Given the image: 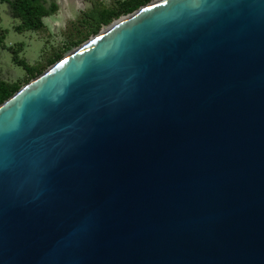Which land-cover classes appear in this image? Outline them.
<instances>
[{
  "label": "water",
  "instance_id": "water-1",
  "mask_svg": "<svg viewBox=\"0 0 264 264\" xmlns=\"http://www.w3.org/2000/svg\"><path fill=\"white\" fill-rule=\"evenodd\" d=\"M0 264H264V0H153L0 104Z\"/></svg>",
  "mask_w": 264,
  "mask_h": 264
},
{
  "label": "rangeland",
  "instance_id": "rangeland-1",
  "mask_svg": "<svg viewBox=\"0 0 264 264\" xmlns=\"http://www.w3.org/2000/svg\"><path fill=\"white\" fill-rule=\"evenodd\" d=\"M120 1L123 0H101L106 6H112ZM55 2L58 5V12L44 20L45 27L42 31L23 33L15 32L14 28L19 22L12 19L8 14L7 6L0 3V30L3 32L0 35L4 44L14 48L21 46L20 59L25 60L30 66H38L45 70L51 66H48V61L54 54L63 52L64 57L68 51L81 46L102 30L101 28L97 34L89 36L80 45L65 51L64 48L69 42H75L89 32V28L80 21L82 15L91 7L90 0H55ZM25 75L23 68L11 60L10 54L0 49V79L10 82L19 81L23 87L27 84Z\"/></svg>",
  "mask_w": 264,
  "mask_h": 264
},
{
  "label": "trees",
  "instance_id": "trees-1",
  "mask_svg": "<svg viewBox=\"0 0 264 264\" xmlns=\"http://www.w3.org/2000/svg\"><path fill=\"white\" fill-rule=\"evenodd\" d=\"M153 0H123L112 6H106L101 0H90V9L82 15L80 23L89 28V32L83 38L69 42L65 51L76 47L86 41L89 36L95 35L103 26L109 25L122 16L129 15ZM7 6L9 16L19 23L15 26V32H39L45 27L44 20L58 12L55 0H0ZM3 33L0 30V34ZM0 49L10 54L11 60L21 66L26 72V83L44 72V68L30 66L25 60L20 59L21 46L10 47L3 42L0 35ZM63 57L62 53H56L48 61V66L53 65ZM22 87L19 81H6L0 79V104L10 98Z\"/></svg>",
  "mask_w": 264,
  "mask_h": 264
}]
</instances>
